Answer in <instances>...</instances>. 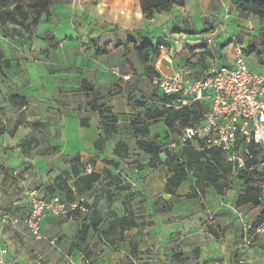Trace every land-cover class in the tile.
<instances>
[{
	"label": "rangeland",
	"instance_id": "374dc122",
	"mask_svg": "<svg viewBox=\"0 0 264 264\" xmlns=\"http://www.w3.org/2000/svg\"><path fill=\"white\" fill-rule=\"evenodd\" d=\"M173 1L168 16L156 14L153 19L132 4L124 17L104 0L97 4L56 0L49 17L37 12L35 0H9L0 10V128L13 130L23 122L13 136H0V239L20 264H264V235L246 239L228 208H239L237 201L248 188L241 177H228L223 195L208 188L200 199L189 198L195 180L188 178L177 197L165 202L162 185L173 174L166 153L175 133L169 132L164 119L147 122L152 126L149 139L161 146L159 159L136 145L133 125L146 124L148 112L162 110V97L151 79L152 70L150 75L130 72L133 78L128 81L112 74L116 67L127 72L133 45L163 41L170 53L176 41L183 42L185 52L174 62H187L191 56L193 64L195 58L201 59L207 71L211 50H192L195 43L186 42L187 35L197 34L195 39L206 43L201 41L225 20L230 25L226 33L233 40L228 52L241 46L249 68L264 72V19L238 14L229 0ZM124 2L125 9L130 0ZM226 33L217 39L219 46ZM142 65L145 69L153 62ZM164 68L170 74L167 65ZM84 82L94 91H83ZM12 94L24 97L27 107L19 110L11 104ZM90 101L112 109L105 115L115 120L117 131L109 139L100 114L89 110ZM82 118L89 119L88 128L80 126ZM29 123L40 126L32 128ZM118 142L128 148L122 157L114 154ZM85 163L101 178L92 191L77 199L93 203L96 197L105 198L113 218L97 217L100 225L90 229L85 244L81 232L93 215L75 220L47 218L42 233L54 243L35 240L24 224L28 195L59 191V178L73 185L75 171ZM165 208L168 211L162 212ZM254 208L242 210L250 222L262 212V207ZM131 213L138 228L123 235L109 232L113 219ZM209 227L216 229L219 239L209 233ZM106 232L109 240L102 236Z\"/></svg>",
	"mask_w": 264,
	"mask_h": 264
},
{
	"label": "built area",
	"instance_id": "2783aa9c",
	"mask_svg": "<svg viewBox=\"0 0 264 264\" xmlns=\"http://www.w3.org/2000/svg\"><path fill=\"white\" fill-rule=\"evenodd\" d=\"M248 23L253 28V22ZM206 45L211 50V64L207 71L199 67L201 70L198 73L190 63L181 66L171 75L164 74L160 68L162 56L167 52L165 49L155 64L157 75L152 79L153 83L160 94L178 96V108L198 103L209 105L204 118L195 126L177 133L167 149L172 155H179L182 163L186 162L183 149L189 142L197 143L200 151L220 150L225 164L231 169L227 177L249 176V186L258 189L264 209V72H255L249 68L245 51L239 45L234 47L233 54L229 56V65H223L221 56L214 50V35L207 39ZM111 72L124 81L130 79L117 67L111 69ZM94 171L90 163H85V175ZM96 198L93 203L78 199L68 201L60 196L46 197L33 191L28 195L29 211L24 221L25 227L35 240L53 244L42 233V222L47 218L75 220L78 215L85 216L91 212L99 213L102 219L113 218L107 200ZM232 210L243 227L246 239L264 235V221L256 225L238 209ZM0 264H19L10 257L2 239Z\"/></svg>",
	"mask_w": 264,
	"mask_h": 264
},
{
	"label": "trees",
	"instance_id": "16d2710c",
	"mask_svg": "<svg viewBox=\"0 0 264 264\" xmlns=\"http://www.w3.org/2000/svg\"><path fill=\"white\" fill-rule=\"evenodd\" d=\"M9 0H0V10L6 5ZM83 3L96 4L98 0H81ZM125 0H104V4L110 9L115 10L117 13H122L124 10ZM36 4L34 8L37 12L46 14L47 17L50 16L49 8L56 3V0H35ZM142 14L146 16L147 19H153L156 14L168 13L174 6L175 2L173 0H140ZM233 5L236 7L237 11L242 16H255L264 19V0H233ZM38 24V21L35 22ZM168 44V43H167ZM165 42H144L141 45H135V51L144 65L151 59L153 62L152 67H145V71L150 75V70H152L153 76L157 75L155 71V64L160 57L161 51L163 49L169 52V47ZM117 46H121L120 43ZM116 46V47H117ZM118 48V47H117ZM192 50H206V43L200 44L196 43L192 46ZM245 51V50H244ZM106 54V53H104ZM246 54V52H245ZM209 56L210 52H209ZM190 59L187 60V64H190ZM200 63L194 65V67L202 68L201 59ZM206 68V66H203ZM151 77L153 79L154 77ZM82 89L85 92H93V85L84 82L82 84ZM160 94V93H159ZM162 97V110H155L152 114L149 112L146 115V124L133 125L134 135L137 138L136 145L139 150L144 154L150 155L156 159L160 158L162 153L161 146L156 142L149 139L150 137V124L147 122H152V120L164 119V124L170 133H180L182 130L193 127L201 119L204 118L205 114L209 110V105L206 104H193L188 106L180 107L178 103V96H166L160 94ZM9 101L19 110H23L27 107L28 103L24 97H20L17 94H12L9 97ZM91 112H98L101 116L103 131L105 139H109L113 133L117 131V124L112 117H107L105 114H112V109L110 107H105L104 105H99L96 101H90L87 104ZM143 106V104L141 105ZM144 121V122H145ZM23 122L19 121L13 130H8L6 127L0 128V136L3 134H9L13 136L19 126H22ZM32 128H38L40 125L38 123H29ZM80 126L83 128L89 127V119L82 118L80 120ZM103 140L98 141L96 144H100ZM128 148L124 142H118L114 149V154L118 157H122V152H127ZM183 153L186 156V162H181L177 155H172L167 149L166 164L169 166L170 171L173 173L168 177L166 185L164 188V193L172 197H177V191L180 186L189 178L194 181V188L192 189V195L190 199H200L206 195L205 190L212 188L217 194L223 195L227 189L228 185V175L230 174V167L225 164V159L220 150L217 149H205L198 150L197 143L189 142L183 149ZM85 165V164H84ZM84 165L80 171H75V182L73 185H69L67 181L63 178L57 180L56 189H51L53 193L47 194L46 197L53 195L60 196L64 200L72 201L77 199V195L84 194L93 190L95 184L101 178V173L94 171L92 174H84ZM95 170V169H94ZM192 173V175H190ZM249 176L241 177L245 179L244 183L248 185L246 191L239 197L237 201V206L242 207L246 205H251L252 207H262V202L259 199V191L256 188L249 186L250 180ZM168 211V208L162 210V212ZM92 223L90 225H85L83 231L81 232V241L83 244L86 243L87 235L91 228L97 229L100 225L98 218L102 217L97 212H91ZM78 219H85L89 216H80ZM98 217V218H97ZM114 220V219H113ZM109 227V232L124 234L125 232L138 228L140 225L137 222L135 216L131 213L124 217L117 218ZM264 221V209L257 217L255 223L256 225L261 224ZM209 233L216 239L220 238L219 233L216 229L209 227ZM103 233V238L109 240L108 233Z\"/></svg>",
	"mask_w": 264,
	"mask_h": 264
},
{
	"label": "crops",
	"instance_id": "0c3cea01",
	"mask_svg": "<svg viewBox=\"0 0 264 264\" xmlns=\"http://www.w3.org/2000/svg\"><path fill=\"white\" fill-rule=\"evenodd\" d=\"M230 1V3L232 2V4H233V0H229ZM96 4H97V2H96ZM133 5V6H135V5H137L138 6V8H139V10L142 12V9H141V4H140V0H130V3L129 4H127L126 5V7H125V9H124V11H122V13H124V17L126 16V14H127V12H129L130 11V5ZM134 9H136L135 7H134ZM169 13L170 12H168V13H162V14H158V16H168L169 15ZM237 13H238V11H237ZM121 14V13H120ZM239 14V13H238ZM129 16V15H128ZM225 18L227 17V14L224 16ZM235 17V16H234ZM234 25V24H233ZM229 27H230V25L229 24H227V22L224 20V22H222L221 23V25H220V29H218V30H214L212 33H210L209 35H206L205 36V39H204V41H201V42H206L207 41V39L208 38H210V37H212L213 35H214V37H215V47L217 48L216 49V52H218V54L221 56V63L223 64V65H229L230 64V59H229V56L230 55H232L233 54V52H232V50H231V53L230 52H228V50L233 46V40L231 39V36L230 35H228L226 32H227V30L229 29ZM227 34L226 36H225V42L223 43V44H221L220 46L218 45V43H217V39L218 38H220L221 36H223L224 34ZM176 35H178V34H176ZM187 37L189 38V39H187V41L186 42H188V43H190V42H194L195 44L196 43H199L200 41H199V39H195V38H197V37H199V35H197V34H191V35H187ZM190 40H194V41H190ZM203 40V39H202ZM151 42H153V41H151ZM175 47H173V48H171L172 50H175V51H171L170 50V53L168 52L167 53V55H165L164 54V56H162V58L165 60V61H163V59H162V61L164 62L163 64L164 65H161V70L162 71H165V73H166V70H164L165 68H164V66H166L167 65V67L169 68V69H167V70H169L170 71V74L169 75H171V74H173L177 69H179L181 66H183V65H186L187 64V62L186 61H184L183 60V62L180 60V61H175L174 62V60H175V57L176 56H178V57H180L182 54H183V52H185L184 51V45H183V42H179V41H176L175 42ZM131 46V45H130ZM235 46H237V45H235ZM220 50V51H219ZM130 57H129V59H130V61H131V63L130 64H127L126 65V67L125 68H127V72H129V73H127V72H125V75H128V76H131V79L133 78V75H135V73L136 74H145V69H144V67H143V63L141 62V60L139 59V57H138V55H137V53H136V51H135V45H133L132 46V49H130ZM246 55V54H245ZM226 58L225 60H227V62H225L224 61V59L223 58ZM190 58H192L191 56H189L188 58H187V60H189ZM199 59L198 58H195V60H194V63L195 64H193V61H192V59H190V62L189 63H191L192 65H196V62L198 61ZM200 68H194V71H196V72H200ZM130 72H132L133 73V75L132 74H130ZM203 73H200L199 75H202ZM144 77V76H143ZM89 80V79H88ZM150 130H152V126H150ZM151 132V131H150ZM167 179L168 178H166V180H165V182H164V184L162 185L163 187H162V190H163V195L161 196L164 200H165V202H167L168 200H170V199H172V198H174V197H172V196H170V195H167V194H165L164 193V188H165V185H166V181H167ZM167 198H169V199H167ZM229 206V205H228ZM249 207H251V206H249V205H246V206H242V207H239V208H236V209H238V210H240L241 212H248L249 210ZM228 208H230V209H232V207H228ZM259 208H261V207H259ZM233 209H235V208H233ZM255 210H257L258 208H254ZM243 210V211H242ZM262 210H263V208H262ZM259 215L257 214L256 215V219H257V217H258ZM138 222V221H137ZM4 242V244L8 247V250H9V255H10V257L13 259V260H15L16 262H18L17 260H16V258L14 257V255L12 254V252H11V249H10V247H9V245L5 242V241H3ZM19 263V262H18ZM20 264V263H19Z\"/></svg>",
	"mask_w": 264,
	"mask_h": 264
}]
</instances>
